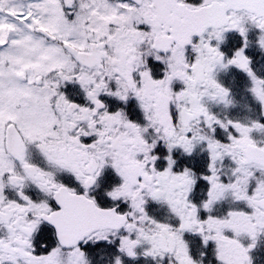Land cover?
Masks as SVG:
<instances>
[{
	"label": "snow or ice",
	"instance_id": "6c2138e0",
	"mask_svg": "<svg viewBox=\"0 0 264 264\" xmlns=\"http://www.w3.org/2000/svg\"><path fill=\"white\" fill-rule=\"evenodd\" d=\"M220 72L264 118V0H0V264H251L264 119Z\"/></svg>",
	"mask_w": 264,
	"mask_h": 264
},
{
	"label": "rangeland",
	"instance_id": "374dc122",
	"mask_svg": "<svg viewBox=\"0 0 264 264\" xmlns=\"http://www.w3.org/2000/svg\"><path fill=\"white\" fill-rule=\"evenodd\" d=\"M244 93H245V88H244V84H242L240 85V87H238V96H240V98L242 99H239L238 104L235 106V109L237 110V112H235L234 114L232 112H228L229 113L228 114L227 110L220 108V107H219V112L221 114L225 113L223 117H227L231 119L235 118V120H240L245 123H248L250 121H255L257 119H264L260 116L258 107L253 102L244 99ZM249 108H251L252 110L249 111ZM217 109H218V106L216 107V110ZM255 138L257 139L258 142L264 143V134L256 135ZM229 167L230 166L227 164V161H226L224 172L227 173L228 175H231V172L229 171ZM220 210L221 211L223 210L222 207L220 208ZM158 216L159 218L163 219L166 216V214L164 211L160 209L158 210ZM252 251L253 249L251 250V252ZM254 256H256V260H255L256 264H264V248L259 249L257 251L255 250Z\"/></svg>",
	"mask_w": 264,
	"mask_h": 264
},
{
	"label": "flooded vegetation",
	"instance_id": "af4514ba",
	"mask_svg": "<svg viewBox=\"0 0 264 264\" xmlns=\"http://www.w3.org/2000/svg\"><path fill=\"white\" fill-rule=\"evenodd\" d=\"M257 67L259 68V64L257 65ZM234 77H235V79H234ZM219 78H220L221 82L223 83V85L226 88L231 90L230 99L232 101V104L227 106V107H225V105L223 103H212L210 105V107H211L212 111L215 112L219 117L222 116L221 118H225V117H223L225 115V113L221 114L219 112V107L227 110V113L228 112H232L234 114L235 112H237V110L235 109V106L238 104V100L242 99V98H240V96H238V87H240V85L244 84V88H245L246 87V81H245L243 76H240V75L232 73V72H229L228 74L220 72L219 73ZM248 95L249 94L245 91L244 99L253 102L252 97L250 95L249 96ZM217 106H218V109L216 110ZM234 120H235V118H234ZM197 151L199 152V149H197ZM157 208H158V210L161 209L162 211H164L165 214L167 215L166 207H164L163 205H160V206H157ZM261 242H263V244H264V239H260L258 244H260ZM252 259L256 260V257H252ZM208 261H210V263L212 264V254H211V252H209Z\"/></svg>",
	"mask_w": 264,
	"mask_h": 264
}]
</instances>
